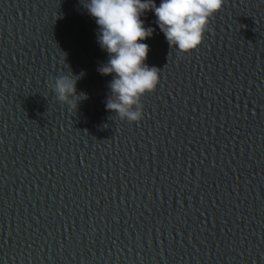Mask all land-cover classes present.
<instances>
[{"label":"water","instance_id":"1","mask_svg":"<svg viewBox=\"0 0 264 264\" xmlns=\"http://www.w3.org/2000/svg\"><path fill=\"white\" fill-rule=\"evenodd\" d=\"M85 3L0 0V264H264V0H224L187 53L147 11L138 122L105 108Z\"/></svg>","mask_w":264,"mask_h":264},{"label":"clouds","instance_id":"2","mask_svg":"<svg viewBox=\"0 0 264 264\" xmlns=\"http://www.w3.org/2000/svg\"><path fill=\"white\" fill-rule=\"evenodd\" d=\"M223 3L224 0H159L157 5L155 0H86L83 6L97 25V43L107 53L106 62L97 68L102 76H111L106 110L121 120L138 122L143 118L141 97L159 84L158 68L146 63L149 45L144 41L154 31L142 19L147 11L153 12L155 24L169 47L187 53L201 45L209 31L210 18ZM73 76H59L52 83L59 102L71 105L77 97L87 98L84 93L77 94V79Z\"/></svg>","mask_w":264,"mask_h":264},{"label":"snow or ice","instance_id":"3","mask_svg":"<svg viewBox=\"0 0 264 264\" xmlns=\"http://www.w3.org/2000/svg\"><path fill=\"white\" fill-rule=\"evenodd\" d=\"M193 51H195V50H193Z\"/></svg>","mask_w":264,"mask_h":264}]
</instances>
